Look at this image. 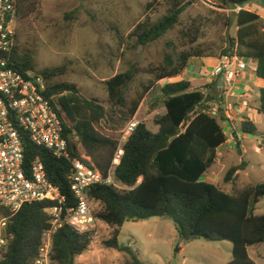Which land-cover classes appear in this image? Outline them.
<instances>
[{"label": "trees", "instance_id": "obj_1", "mask_svg": "<svg viewBox=\"0 0 264 264\" xmlns=\"http://www.w3.org/2000/svg\"><path fill=\"white\" fill-rule=\"evenodd\" d=\"M251 0H222L226 7L243 6ZM264 1V0H263ZM32 0H19L20 15L30 10ZM152 3H148V8ZM188 2L175 1L157 21L148 15L137 23L131 35L141 46L162 38L179 22ZM236 39L245 47L239 55L257 61L256 74L264 79V33L261 32L260 15L253 11L238 13ZM17 39V36H16ZM232 38L231 40H233ZM234 43L231 42V46ZM229 46L222 56L229 53ZM232 52V51H231ZM200 51H184L177 59L166 55L164 64L156 69V81L179 76L192 57ZM13 65L20 70H36L35 56L20 51L17 43L10 55ZM138 69L131 66L106 80L109 102L114 108L128 107L127 92L135 80ZM47 80V95L58 111L64 127L68 147L73 157H79L104 174L108 173L119 139L100 132L98 125L108 117L106 107L99 99L87 97L74 82H54V78L66 73V66L38 71ZM156 81L152 86H156ZM132 100L126 120L136 116L143 96L149 86ZM166 96V112L155 118L158 130H151L147 123L139 121L135 131L124 145L125 153L117 166L116 179L126 188L98 184L91 188L90 197L102 204L95 213L97 219L113 227L111 236L103 241L107 248H114L128 256L124 264H145L138 250L119 242L121 228L127 221H142L152 217H164L173 221L181 238L194 241H228L232 243L233 258L225 264H258L249 253L253 245L264 243V214H255L253 205L264 197V181L230 193L218 184L202 179L218 158V148L230 137L222 125V92L216 80L181 79L162 86ZM211 97L209 102H206ZM214 101L220 114L212 116L208 109ZM258 112L264 114V88L260 89ZM123 116V115H122ZM241 130L257 134L253 120L241 121ZM27 163L40 156L48 178L66 197L64 208L74 207L77 200L71 190L69 175L71 162L59 159L44 147L27 143ZM241 169L233 166L226 174V182ZM58 201L44 200L24 205L11 219L8 233L10 244L0 259V264H37L43 235L51 228L50 207ZM94 239L93 231L80 232L72 225L64 224L53 235L52 264H74L76 257L87 251Z\"/></svg>", "mask_w": 264, "mask_h": 264}, {"label": "rangeland", "instance_id": "obj_2", "mask_svg": "<svg viewBox=\"0 0 264 264\" xmlns=\"http://www.w3.org/2000/svg\"><path fill=\"white\" fill-rule=\"evenodd\" d=\"M175 1L180 0H32L30 10L24 9L17 22V45L22 53L31 52L35 56L36 72L64 65L66 73L54 78V82H74L82 94L100 100L108 111V117L98 125L101 133L119 139L136 120L157 131L154 120L166 112L162 86L185 79L179 75L156 81V69L164 64L166 55L177 59L184 51L196 50L202 56L218 58L228 46L230 52L235 51L230 44L236 37L237 23L233 10L223 5L222 0H186L188 6L174 28L148 45H138L131 35L137 23L148 15L153 21L159 20ZM148 3H152L150 8ZM245 60L251 71L253 59ZM131 66L139 71L128 87L129 105L114 110L106 80ZM148 86L152 89L144 94L136 116L126 120L124 115H129L132 100ZM255 103L259 104V99ZM252 120L259 130L257 134L242 132L240 122L231 124L239 133L234 136L230 130L228 135L237 141L221 149L227 147V153L210 168L206 175L211 176L205 181L230 193L264 181V114ZM236 165H241V169L226 182L227 172ZM101 208L100 202L92 201L94 215ZM253 211L264 214V197L253 205ZM112 230L113 227L97 219L96 227L91 229L94 239L90 248L76 257L74 264H124L126 253L103 244ZM119 242L138 250L145 264H225L233 258L231 242L203 238L186 241L179 236L173 221L164 217L125 222ZM249 253L258 264H264V243L251 246Z\"/></svg>", "mask_w": 264, "mask_h": 264}, {"label": "built area", "instance_id": "obj_3", "mask_svg": "<svg viewBox=\"0 0 264 264\" xmlns=\"http://www.w3.org/2000/svg\"><path fill=\"white\" fill-rule=\"evenodd\" d=\"M20 17L19 0H0V259L7 250L11 234L8 225L12 217L26 205L47 199L58 201L48 209L51 228L45 231L37 264H51L53 235L64 224L72 225L80 232L96 227L90 190L98 184L126 187L116 179V168L125 153L124 145L135 131L138 122L133 121L121 135L108 173L88 165L79 157H73L65 137L62 119L47 95L45 77L34 70H20L10 60L17 43V22ZM248 63L236 51L218 59L211 75L218 80L223 95L233 87ZM223 104L224 120L233 121V107ZM243 104L248 105L247 101ZM208 112L218 116L217 101ZM32 143L44 147L59 159L71 162L69 179L77 200L74 207L64 208L66 197L48 178L45 164L38 155L27 163L26 145Z\"/></svg>", "mask_w": 264, "mask_h": 264}, {"label": "crops", "instance_id": "obj_4", "mask_svg": "<svg viewBox=\"0 0 264 264\" xmlns=\"http://www.w3.org/2000/svg\"><path fill=\"white\" fill-rule=\"evenodd\" d=\"M229 8L233 10V17L236 20V23L238 22L237 21L238 20L237 15L241 10L253 11V12H256L257 14H259L260 15L261 32L264 33V1L251 0L249 3H247L243 6H236V7H229ZM238 29H239V26L237 23L235 26L236 37L238 34ZM236 37H233L234 39L231 41L232 43H234L232 46L230 44L231 48L235 49V51L237 53L244 52L245 47L240 44V42L236 39ZM241 57H243V56H241ZM243 58L245 60V58H247V57H243ZM218 59H219V57L218 58L217 57H205L202 55L198 56V57H192L189 60L187 67L182 71L180 76L181 77L184 76L186 80H190L191 82H195L196 80L200 81L203 79L206 81V83H211L212 81L215 80V78L211 75V72L213 69V68H211V65L214 62L215 63L214 67H215L218 64ZM245 61L247 62V60H245ZM252 66H253V68L251 69V71H249V63H248V68L245 69L241 73V75L238 77V79L234 83L233 87L228 91V93L225 92L224 95H223V93H222V95H220L223 98L224 105L230 104L233 107L234 120L231 122L226 121V120L222 121V125L226 129L227 134H228V131H230V130H231L230 133H234V131H237V129H233V127L231 126V124H233L234 122H236V123L240 122V127H241V121L244 118L248 117L251 120H252V118H254V120H255V117L262 114V113L258 112V107L260 106V89L264 88V79L258 77L256 74L257 61L255 59H253ZM205 72H207V75L204 77ZM209 73H210V75H208ZM216 81L218 82V80H216ZM220 90H222V88H220ZM256 99H259V104L255 103ZM243 101H247L248 105L245 106L243 104ZM135 120H136V118H135ZM136 121L139 122V120H136ZM224 124H227V126H225ZM153 131H155V130H153ZM238 133L239 132L237 131V135H238ZM234 140H236V138L234 139L231 137L218 148L217 161L220 159L221 156L224 155V153H227V150H228L227 147L224 149V151H222L221 149H223L224 146H226V145H228L229 147L233 146ZM235 144H236V142H235ZM261 147H262L261 149H263V146H261ZM209 170H210V168H209ZM207 172L202 177L203 180H207L208 178H210L211 175H206Z\"/></svg>", "mask_w": 264, "mask_h": 264}, {"label": "water", "instance_id": "obj_5", "mask_svg": "<svg viewBox=\"0 0 264 264\" xmlns=\"http://www.w3.org/2000/svg\"><path fill=\"white\" fill-rule=\"evenodd\" d=\"M211 100V97H208V99L206 100V102H209ZM234 136H237V131H234L233 133ZM238 147H241V142H238Z\"/></svg>", "mask_w": 264, "mask_h": 264}]
</instances>
